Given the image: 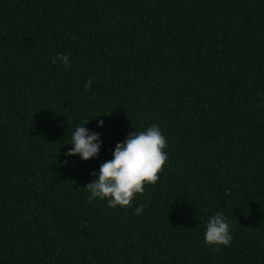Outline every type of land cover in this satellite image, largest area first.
<instances>
[{
	"label": "trees",
	"instance_id": "trees-1",
	"mask_svg": "<svg viewBox=\"0 0 264 264\" xmlns=\"http://www.w3.org/2000/svg\"><path fill=\"white\" fill-rule=\"evenodd\" d=\"M262 100L264 0H0V264H264ZM153 124L159 182L128 208L90 201ZM78 126L100 135L89 161L65 155Z\"/></svg>",
	"mask_w": 264,
	"mask_h": 264
},
{
	"label": "clouds",
	"instance_id": "clouds-1",
	"mask_svg": "<svg viewBox=\"0 0 264 264\" xmlns=\"http://www.w3.org/2000/svg\"><path fill=\"white\" fill-rule=\"evenodd\" d=\"M63 63L71 67L70 57L59 53L51 59L52 64ZM91 79L85 84L91 88ZM264 103V100H262ZM98 127H103L100 120ZM99 133L89 131L85 126H78L71 135V144L65 155L79 156L82 161H89L98 156L101 148ZM168 143L159 127L155 124L146 131L129 133L123 143H117L113 158L100 165L98 178L84 189L90 193L89 200H107L111 208L132 206L137 194L143 195L146 185L155 186L163 168L168 162ZM67 163V161H65ZM96 176V173H92ZM144 207L138 206L135 215H140ZM233 241L232 225L222 212L209 218L204 233V243L215 251L221 247H230Z\"/></svg>",
	"mask_w": 264,
	"mask_h": 264
}]
</instances>
